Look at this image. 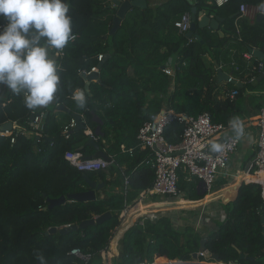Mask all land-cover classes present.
I'll use <instances>...</instances> for the list:
<instances>
[{"label": "trees", "instance_id": "trees-1", "mask_svg": "<svg viewBox=\"0 0 264 264\" xmlns=\"http://www.w3.org/2000/svg\"><path fill=\"white\" fill-rule=\"evenodd\" d=\"M194 1L147 0L146 7L128 11L118 30L111 33L117 14L111 0H69L77 37L67 45L64 56L54 57L61 65L56 104L29 110L23 94L0 85V125L12 121L19 127L0 133V264H42L41 257L43 264H52V258L58 264H105L117 240L122 252L114 264L176 259L185 263L200 251L204 238L206 249L225 264H263L264 198L258 183L241 180L236 198L225 206V219L206 235L190 225L176 226L168 214L139 216L132 225L123 214L140 194H148L156 177L154 154L137 139L144 121L162 110L195 117L208 111L213 122L227 127L234 117L242 116L238 101L243 94L264 89V78L251 82L261 76V61L243 56L250 47L264 53V21L250 23L240 13L242 3L264 8V0H229L223 6L211 0ZM185 12L197 21L204 13L221 17L223 35L204 27L199 29L200 39L187 37L174 24ZM99 54L110 56L100 68L101 82H92L87 91L78 71L100 64ZM214 61L244 87L219 81ZM167 67L172 74L165 72ZM78 91L86 97L83 108L74 99ZM232 91L237 92L235 98ZM57 105L70 112L58 110ZM46 111L42 130L33 129L32 116ZM72 112L81 114L93 131L101 126L98 142L114 159L115 180H108L106 170L83 172L65 159L67 151H79L88 137L86 130H73L68 138L63 134ZM24 130L40 134L41 140ZM183 132L184 124L176 121L164 134L167 141L177 144ZM225 135L213 143H221ZM92 148L88 145L81 151L86 156ZM85 173L93 181L121 190L105 189L96 201L67 200L46 209L49 199L87 190ZM179 174L178 195L203 199L198 178ZM106 212L111 216L101 223L47 233L50 228L80 224ZM74 249L93 259L73 254Z\"/></svg>", "mask_w": 264, "mask_h": 264}, {"label": "built area", "instance_id": "built-area-1", "mask_svg": "<svg viewBox=\"0 0 264 264\" xmlns=\"http://www.w3.org/2000/svg\"><path fill=\"white\" fill-rule=\"evenodd\" d=\"M211 1L217 4V6H223L229 2V0ZM247 9V3H242L240 5L241 14L246 13ZM261 12L264 14V9ZM191 23V13L185 12L175 21L174 24L181 33H188L191 28ZM3 25L4 22H0V28H2ZM73 37L74 38L69 44L76 39L77 35L73 33ZM65 50L66 48L61 51H55V57L59 58L64 56ZM104 56V54H99L97 57L98 62H101L104 59ZM244 57L251 59L252 54L246 52L244 53ZM262 67L263 64L261 63L260 68L262 69ZM164 70L166 73L172 74L170 67H167ZM93 71L100 72L99 64L93 66L89 71L79 70L78 73L80 75L83 73L90 74ZM236 94V91H232L231 97L235 98ZM42 121L43 113L35 115L32 121L33 129L42 130L40 128L42 126ZM176 121L184 124V132L181 141L174 144L166 140L164 132L168 125ZM257 125L259 133L258 148L252 161L255 179L244 180L247 183L255 182L260 184L263 189L262 196L264 198V104L260 107ZM75 127L76 120L72 117L71 120L63 126V134H65L66 138L70 136V132L73 131ZM15 128L19 127L15 125ZM226 128L227 127L222 123L213 122L212 116L208 111L195 117L174 110H162L157 115L144 121L139 128L137 139L143 149L153 152V168L156 174L154 184L148 193L154 195L178 196L180 171L189 176L197 177L203 183L207 192L212 191L218 179V175L227 168L231 157L237 150L240 142V139H237L235 135H225V138L221 142L226 146L225 151L223 153L211 152V144L215 139L223 136ZM9 133L11 132H7V134ZM86 133L88 136H93L95 139L99 138L91 129H86ZM34 134L36 137H39L36 140L40 141L41 135ZM12 142H15V137L12 138ZM65 159L71 165L83 172L107 170L113 163V160L108 161L100 157H86L81 151L70 150L65 153ZM221 219L224 220L225 216ZM72 253L81 258L87 259V261L91 259V257L81 253L79 249L72 250ZM201 257L206 261L207 257L205 256L204 251H199L196 259H200L202 262L204 260H202ZM183 261L184 260L179 259L169 261L157 260L153 263L143 264H195L182 263ZM196 264L201 263L197 262Z\"/></svg>", "mask_w": 264, "mask_h": 264}, {"label": "clouds", "instance_id": "clouds-1", "mask_svg": "<svg viewBox=\"0 0 264 264\" xmlns=\"http://www.w3.org/2000/svg\"><path fill=\"white\" fill-rule=\"evenodd\" d=\"M0 85L23 94L29 110L48 106L61 85V65L52 52L66 48L73 37L69 0H0ZM74 99L81 108L83 92ZM237 139L244 135L239 117L229 122ZM225 144L212 143L210 151L223 153ZM43 264V257H41Z\"/></svg>", "mask_w": 264, "mask_h": 264}, {"label": "crops", "instance_id": "crops-1", "mask_svg": "<svg viewBox=\"0 0 264 264\" xmlns=\"http://www.w3.org/2000/svg\"><path fill=\"white\" fill-rule=\"evenodd\" d=\"M192 2L194 3L195 1L192 0ZM263 9L264 8L262 6L248 5V9L246 13H242L241 16L243 18H246L250 23H254L257 21V18L262 13L261 11ZM220 26H221V23H220ZM213 31H218L221 35H223L220 28L219 30H213ZM246 52H249V51H246ZM53 57H55V53ZM207 58L209 60L211 59L209 55H207ZM252 58H254L253 55H252ZM252 58L251 59L245 58V59L250 61L252 60ZM224 71L226 72V70ZM262 78H264L263 71L259 78H257L256 80L253 78L251 79V82L256 83ZM93 82H96V81H93ZM242 87H244V83ZM262 104H264V89L262 91H248L247 90L243 94V96L239 99L238 108L242 114V116L239 117V119L243 121V124H244V135L239 138L240 142H239L237 150L232 155L227 168L218 175V179L212 191L210 192L205 191L204 193L203 188L201 187L202 182L198 179V190L204 196L203 199L186 200L182 197V195H178L177 197V196L154 195L151 193L141 196L140 194L139 197H137V199L131 202L130 206L126 207L123 210L124 216L128 217L126 220H129V222L132 220L131 222V225H132L138 219L139 216L141 217L151 216V217L156 218L160 215L168 214L173 218V221L176 226L184 227L186 225H190V226H193L197 231H200L203 235H206L207 233L212 232L215 229H217L219 224L223 221L221 218L225 216L224 215L225 206L228 203H230L232 200H234L238 194V189L240 187L239 182L241 180L244 181V179L246 180L252 179V178L251 179L246 178L245 177L246 173H248V176H254L252 161H253V158L258 148L259 133H258L257 120L259 117V110ZM42 125H43V121H42ZM42 127L43 126H41L40 128L42 129ZM88 129H91V128L87 126V130ZM25 133L28 136H33L36 138L33 132L26 131ZM225 134L235 135L230 125L227 126L225 132L223 133V135ZM85 146H88V145H85V143H83V148ZM92 149L93 151L90 152L88 155H86V157H92L95 154L96 152L95 149L94 148ZM112 160H113V163L105 171L108 174V180H110V182L111 180H115L116 175H117L116 172L112 170V167L115 164L113 158ZM98 182L99 183L102 182L105 185L100 191H97V198L99 195L101 196L103 195L105 189L106 190L114 189L116 191L121 190V187L119 186H116L115 188H113L111 184L106 185V183L103 181H98ZM109 252L112 253V254H109V259H110L109 262L110 264H114V259L118 258V256L122 252V247L118 240L113 244ZM111 255H112V258H110ZM193 261H197L201 264L219 263V261L215 262L212 260H206V261L204 260L201 262L200 259H196V258L195 259L193 258L192 260H188L185 263H194Z\"/></svg>", "mask_w": 264, "mask_h": 264}, {"label": "water", "instance_id": "water-1", "mask_svg": "<svg viewBox=\"0 0 264 264\" xmlns=\"http://www.w3.org/2000/svg\"><path fill=\"white\" fill-rule=\"evenodd\" d=\"M111 2H112L111 6H113L114 8L117 9V14L114 17V24H113V27L111 29V33H114L115 31L118 30V28L120 27V25L122 23L123 18L126 16L128 11H130L134 7L144 8L148 5L147 0H111ZM222 20L223 19L219 16L212 18V17L208 16L207 14H201L199 20L197 21L196 17L192 16L191 28H190L189 32L187 33V37H189V38L195 37L197 39H200L201 37L199 34V28L209 27L213 30H219L220 23L222 22ZM257 21H264V15L262 13L258 16ZM201 41L203 42V40H201ZM248 51L254 56V58H256L262 62V64H263L262 71L264 73V53H263V51H261L260 49L252 48V47L248 48ZM109 56H110V54H106L104 56V59L99 64V69L103 65L105 59L108 58ZM215 65L217 67V78L219 81L231 82L232 84L236 85L239 88H241L243 86L242 82L231 77V75H229L222 68H220L216 61H215ZM81 76L86 81L85 89L87 91H89L90 84L93 81L101 82L100 73L96 72V71H93L90 74L83 73V74H81ZM55 104H56V100L54 99L49 105H55ZM48 106L43 107V108H47ZM57 109L64 111V112H70V110L66 106H63V105H57ZM47 114H48V112L46 111L43 114V116L45 117ZM71 116L76 120V127L74 128V130H86L87 129V125L84 123L81 114L76 113V112H72ZM32 117H34V116H32ZM98 121H99V119H98ZM14 128H15V124L12 121L5 122L2 125H0V133L11 132ZM94 133L96 136L102 135L101 126H98L97 129L94 131ZM38 138L39 137L37 136L36 139H38ZM85 145L92 146L95 149L96 152L92 157H95V158L100 157V158H103V159L108 160V161L112 160V157L109 154H107V152L104 149L101 148L97 139H95L93 136H88L87 141L85 142ZM81 149H83V146L80 147V150ZM85 177H86V181H87L88 187H89L87 190L68 194L67 196L62 195L61 197L55 198V199H49V204L46 207V209H51L55 206H59V205L65 203L67 200L73 201V202L96 201L97 200V191H100L104 187L105 184L102 182L99 183V182H96V181L89 179L88 176L86 175V173H85ZM201 187L203 188V192L205 193L206 189H205L203 183L201 184ZM110 216H111V212H106L105 214H102V215L97 216L95 218L85 220V221L81 222L80 224H71L68 226H64L60 229H58L56 227L50 228L47 233L48 234L49 233H56L57 231H59L60 233H67L70 231H76L78 229H83V228L87 227L88 225H94L96 223H101ZM206 241H207L206 238L201 240L200 251H204L205 256L207 258H213L217 261H221L217 254H212L210 251H208L206 249ZM244 257H245L244 254H242L240 256V258H244ZM194 258H197V253L194 254ZM50 262L52 264H58L54 258H52L50 260Z\"/></svg>", "mask_w": 264, "mask_h": 264}, {"label": "rangeland", "instance_id": "rangeland-1", "mask_svg": "<svg viewBox=\"0 0 264 264\" xmlns=\"http://www.w3.org/2000/svg\"><path fill=\"white\" fill-rule=\"evenodd\" d=\"M177 197H178V196H177ZM179 199H180V198H179ZM175 211H176V210H175ZM110 250H111V249H110ZM110 250H109V251H110ZM109 251H108V254H112V253H111V252H109ZM102 254L106 255V253H105V252H102ZM102 256H103V255H102ZM110 258H112V255H111V257H110ZM201 258H203V257H201ZM92 259H93V258H91L90 260H92ZM206 260H212V261H215V262L217 261V260H215V259H213V258H211V259H206ZM88 261H89V260H88ZM106 261H107V262H106L105 264H110V262H109V261H110V259H107Z\"/></svg>", "mask_w": 264, "mask_h": 264}, {"label": "bare ground", "instance_id": "bare-ground-1", "mask_svg": "<svg viewBox=\"0 0 264 264\" xmlns=\"http://www.w3.org/2000/svg\"><path fill=\"white\" fill-rule=\"evenodd\" d=\"M245 177H246V178H250V179H251V178H254V179H255V176H248V173L245 174ZM219 263H221V264H225L224 262H221V261H219Z\"/></svg>", "mask_w": 264, "mask_h": 264}]
</instances>
